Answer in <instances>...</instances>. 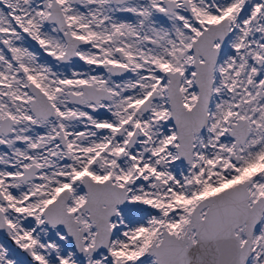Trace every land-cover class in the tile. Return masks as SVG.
Instances as JSON below:
<instances>
[{
    "label": "snow or ice",
    "instance_id": "obj_1",
    "mask_svg": "<svg viewBox=\"0 0 264 264\" xmlns=\"http://www.w3.org/2000/svg\"><path fill=\"white\" fill-rule=\"evenodd\" d=\"M0 264H264V0H0Z\"/></svg>",
    "mask_w": 264,
    "mask_h": 264
}]
</instances>
